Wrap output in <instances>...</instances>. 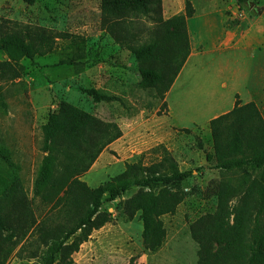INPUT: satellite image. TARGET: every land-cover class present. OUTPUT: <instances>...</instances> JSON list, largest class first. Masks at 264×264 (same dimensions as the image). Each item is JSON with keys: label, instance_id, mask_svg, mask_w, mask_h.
<instances>
[{"label": "trees", "instance_id": "16d2710c", "mask_svg": "<svg viewBox=\"0 0 264 264\" xmlns=\"http://www.w3.org/2000/svg\"><path fill=\"white\" fill-rule=\"evenodd\" d=\"M22 1L32 5L37 0ZM99 1L102 27L116 43L125 45L137 62L136 88L154 89L164 106V93L189 54L186 19L194 13L191 3L186 1L184 12L163 19L160 14L151 15L155 7L160 13L161 0ZM236 1L243 8L245 0ZM138 12L154 23L145 41L135 39L134 34L124 35L128 25H134ZM58 36L71 38L70 50L58 63L81 72L86 57L83 38ZM53 37L43 31H0V52L6 56L0 61V81L19 77V60L33 62L37 55L50 51ZM83 91L94 102H118L129 108L119 96L93 88ZM208 125L212 140L209 168L217 169L223 177L210 189L216 198L215 212L191 226V237L198 244L196 264H264V119L253 101L235 102L230 111L211 119ZM120 135L116 122L102 121L65 101L48 112L42 126L44 155L33 194L50 207L36 223L15 179L1 182L0 264L6 263L19 244L17 256L30 264H77L72 255L93 230L111 218L102 209L103 204L118 200L131 187L136 191L119 201L120 211L127 219L139 213L141 238L149 251L162 246L166 237L162 217L176 212L186 194L183 183L192 172L179 170L163 149L158 160L126 163L121 173L89 187L80 177ZM2 157L7 160L6 155ZM231 173H235L234 179L224 176Z\"/></svg>", "mask_w": 264, "mask_h": 264}, {"label": "rangeland", "instance_id": "374dc122", "mask_svg": "<svg viewBox=\"0 0 264 264\" xmlns=\"http://www.w3.org/2000/svg\"><path fill=\"white\" fill-rule=\"evenodd\" d=\"M200 1L193 0L197 8ZM223 2L227 6L225 15H230V19L223 14L219 19L232 30L245 28L258 15L264 17V0H245L240 8L244 15L241 19L233 17V9L239 7L236 0ZM159 14L163 18L162 5L160 13L156 7L151 13L154 17ZM125 16L130 19V15ZM135 19L124 35L134 34L135 39L145 41L154 23L142 12H138ZM12 30L43 31L54 37L50 51L37 55L33 62L27 58L19 60V77L0 81V189L1 182L15 179L18 190L21 189L29 201L35 222L47 213L50 204L33 194L34 180L44 155L42 126L48 112L65 101L102 121L116 122L121 130L120 137L104 148L80 177L89 187H96L121 173L126 163L158 160L163 149L177 162L179 170L192 172L183 183L186 194L176 212L162 217L166 237L157 251H149L142 241L139 213L127 219L119 209V201L136 191L131 187L118 200L103 204L102 209L111 214L110 220L92 231L89 239L72 255V260L77 264H196L198 244L191 237V226L202 216L215 212L216 198L210 189L223 177L217 169L209 168L211 163L207 161V156L212 154L208 121H186L188 112L185 113L188 116L173 119L166 102L161 106L162 101L157 99L154 89L136 88L137 62L126 46L116 43L102 27L99 0H37L32 5L22 0H0V31ZM59 34L83 38L86 57L81 72L76 73L71 65L58 63L70 50L71 39ZM260 55L259 52H242L241 67L250 71L251 82ZM3 60L6 56L0 52V61ZM263 60L261 56L262 66ZM204 66L211 71L217 65L206 63ZM204 81L198 79L197 83ZM262 85L259 81L258 87ZM90 88L123 98L129 108H123L118 102H94L83 91ZM257 91H253L254 103L264 119V89ZM189 100L195 104L193 110L201 106L200 98L184 99V105ZM2 155H6L7 160ZM224 176L234 179L235 173ZM20 245L5 264H30L17 256Z\"/></svg>", "mask_w": 264, "mask_h": 264}, {"label": "crops", "instance_id": "0c3cea01", "mask_svg": "<svg viewBox=\"0 0 264 264\" xmlns=\"http://www.w3.org/2000/svg\"><path fill=\"white\" fill-rule=\"evenodd\" d=\"M186 1H190L194 9L193 15L186 19L189 54L165 92L164 101L173 119L174 116H188L185 115L188 112L186 121L207 120L209 123L230 111L237 100L240 104L255 102L253 91L264 89V65L260 62L261 56L264 58V17L258 15L245 28L232 30L219 19L220 14L225 15L227 7L223 0H202L199 8L193 0H161L163 18L184 12ZM225 16L230 19V15ZM247 51L261 54L252 82L250 71L241 67L242 52ZM206 63L217 66L210 71L204 66ZM198 79L205 81L199 84ZM259 81L263 83L260 87ZM252 83L255 86H251ZM190 98H200L201 106L193 110L195 104L190 100L184 105V99Z\"/></svg>", "mask_w": 264, "mask_h": 264}, {"label": "built area", "instance_id": "2783aa9c", "mask_svg": "<svg viewBox=\"0 0 264 264\" xmlns=\"http://www.w3.org/2000/svg\"><path fill=\"white\" fill-rule=\"evenodd\" d=\"M233 11H234V15H233L234 18H240L241 19L244 17L243 12L240 10L239 7H237Z\"/></svg>", "mask_w": 264, "mask_h": 264}]
</instances>
